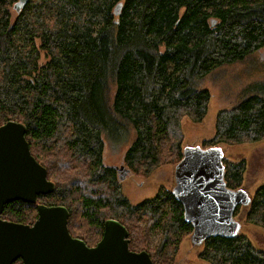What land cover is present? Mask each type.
Here are the masks:
<instances>
[{"label": "trees", "instance_id": "1", "mask_svg": "<svg viewBox=\"0 0 264 264\" xmlns=\"http://www.w3.org/2000/svg\"><path fill=\"white\" fill-rule=\"evenodd\" d=\"M16 1H0V124L25 125L31 154L55 184L36 203L65 206L69 232L86 244L84 229L101 236L104 221L116 219L128 230L131 250L168 264L165 257L192 231L182 205L167 188L130 203L115 169L104 163L105 138L124 140L133 130L122 162L135 173L179 161L182 118L201 121L208 107L210 92L199 82L264 47V0H27L12 18L8 6ZM263 138L264 79L216 113L206 143ZM223 165L226 185L238 189L245 160ZM36 203L10 202L1 217L32 224ZM245 217L264 228V184ZM152 230L161 235L156 248L146 245ZM199 257L264 264V250L240 231L207 238Z\"/></svg>", "mask_w": 264, "mask_h": 264}, {"label": "water", "instance_id": "2", "mask_svg": "<svg viewBox=\"0 0 264 264\" xmlns=\"http://www.w3.org/2000/svg\"><path fill=\"white\" fill-rule=\"evenodd\" d=\"M26 1L17 0L13 7L18 11ZM120 7L118 3L115 13ZM25 131V125L16 120L0 124V264L17 260L21 264H153L146 250L129 248L128 230L118 220L106 219L100 239L88 246L69 232L65 206L36 203L37 196L52 192L55 184L31 154ZM115 168L119 180L130 174L124 165ZM173 176L171 192L192 227V245L239 232L234 212L240 205L248 206L251 196L242 188L226 185L223 154L217 146L184 147ZM16 200L36 203L37 217L32 224L1 217L4 205Z\"/></svg>", "mask_w": 264, "mask_h": 264}, {"label": "rangeland", "instance_id": "3", "mask_svg": "<svg viewBox=\"0 0 264 264\" xmlns=\"http://www.w3.org/2000/svg\"><path fill=\"white\" fill-rule=\"evenodd\" d=\"M8 10L13 17L16 12L12 5ZM264 79V47L251 54L242 62L227 64L214 69L200 82V88H206L210 92V99L206 113L201 121H191L184 117L181 121L182 149L186 146L207 148L206 140L214 135V122L216 113L220 109H229L234 106L240 98L242 89L257 80ZM112 93V92H111ZM133 130L124 140L112 141L105 138V149L103 160L109 166H121L124 151L133 139ZM223 154V160L238 161L245 160V171L240 187L249 196H252L255 189L264 184V138L250 143L237 144H216ZM211 146V145H210ZM42 156L50 158L52 155ZM167 154V153H166ZM165 154V155H166ZM161 163L148 175L135 173L131 170V175L120 182L121 191L132 204H137L146 198L152 197L159 188L171 189L174 184V165L172 162ZM127 167L126 165H124ZM128 168V167H127ZM116 171V169H115ZM234 212V219L240 225V232L247 235L252 243L261 250H264V228L246 221L248 206H238ZM37 212V210H36ZM145 221L141 224L144 226ZM84 235L88 238L89 245H95L100 239L99 234H94L90 229ZM79 232L78 229L75 230ZM146 245L149 248H156L161 238L158 230L147 231ZM191 233V232H190ZM190 233L183 236L176 250L171 257L166 256L168 264H209L199 257L201 245H192ZM102 234V233H101ZM17 263V262H14Z\"/></svg>", "mask_w": 264, "mask_h": 264}, {"label": "flooded vegetation", "instance_id": "4", "mask_svg": "<svg viewBox=\"0 0 264 264\" xmlns=\"http://www.w3.org/2000/svg\"><path fill=\"white\" fill-rule=\"evenodd\" d=\"M13 5H14V4H13ZM13 5H12V7H13ZM13 9L16 10L14 7H13ZM113 168L116 169L115 166H113ZM126 168H127V167H126ZM127 169L130 171V174H129V176H130V175H131V170H130L129 168H127ZM116 174H117V177H118V172H117V171H116ZM129 176H128V177H129ZM128 177H127V178H128ZM125 179H126V178H124L123 180H125ZM123 180H119V181H123ZM171 189H172V188H171ZM87 245H88V244H87ZM88 246H93V245H88Z\"/></svg>", "mask_w": 264, "mask_h": 264}, {"label": "bare ground", "instance_id": "5", "mask_svg": "<svg viewBox=\"0 0 264 264\" xmlns=\"http://www.w3.org/2000/svg\"><path fill=\"white\" fill-rule=\"evenodd\" d=\"M116 7V6H115ZM114 10H115V8H114ZM114 13H115V11H114ZM115 14H118V13H115ZM217 146V145H216ZM181 153H182V147H181ZM182 157V156H181ZM181 159V158H180ZM127 178V177H126ZM241 206V205H240Z\"/></svg>", "mask_w": 264, "mask_h": 264}]
</instances>
